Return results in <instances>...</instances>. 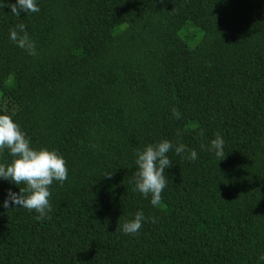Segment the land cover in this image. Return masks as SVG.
Here are the masks:
<instances>
[{
  "label": "trees",
  "instance_id": "obj_1",
  "mask_svg": "<svg viewBox=\"0 0 264 264\" xmlns=\"http://www.w3.org/2000/svg\"><path fill=\"white\" fill-rule=\"evenodd\" d=\"M36 3L0 7V114L35 107L57 125L68 177L43 220L5 209L20 186L0 179V264H264V0ZM19 24L37 55L10 39ZM162 139L172 166L153 206L134 191L135 153ZM137 211L141 229L123 233Z\"/></svg>",
  "mask_w": 264,
  "mask_h": 264
},
{
  "label": "clouds",
  "instance_id": "obj_2",
  "mask_svg": "<svg viewBox=\"0 0 264 264\" xmlns=\"http://www.w3.org/2000/svg\"><path fill=\"white\" fill-rule=\"evenodd\" d=\"M5 6L17 17H20L21 11L26 14L40 11L36 0H16V3L7 5L0 3V7ZM9 32L10 39L18 47L26 50L29 55H37L35 43L30 39L24 24L16 25ZM171 111L173 117L181 119V113L177 108L174 107ZM224 147V140L217 133L207 150L214 151L216 157L222 160L225 157ZM4 149L9 151L12 159L9 163H0V179L15 183L20 189L19 193L9 189L2 206L5 209L10 208V205L19 206L37 213V220L50 219L49 213L52 210L49 199L50 186L54 181L62 185L67 180L68 168L65 159L57 150H49L45 147L33 148L30 139L9 114H0V151ZM172 149V142L162 139L158 143L146 145L143 150H136L137 171L134 174V191H139L145 198L151 195L153 206L161 203V194L167 187L165 169L172 166L168 155ZM185 151L184 144L179 143L175 146L176 155ZM187 152L186 159L195 161L198 158L194 149H187ZM105 175L111 177L112 174ZM146 219L142 211H137L133 219L122 225L123 233L136 234ZM151 222L156 223L155 217L151 218ZM259 260L264 261V254Z\"/></svg>",
  "mask_w": 264,
  "mask_h": 264
},
{
  "label": "rangeland",
  "instance_id": "obj_3",
  "mask_svg": "<svg viewBox=\"0 0 264 264\" xmlns=\"http://www.w3.org/2000/svg\"><path fill=\"white\" fill-rule=\"evenodd\" d=\"M35 107L17 113L15 122L25 131L28 137L39 147L56 150L63 144V138L57 125L41 127L35 120Z\"/></svg>",
  "mask_w": 264,
  "mask_h": 264
}]
</instances>
